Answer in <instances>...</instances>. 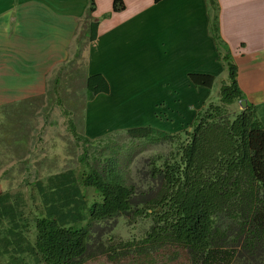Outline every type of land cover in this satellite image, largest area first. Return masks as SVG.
<instances>
[{
	"label": "trees",
	"instance_id": "1",
	"mask_svg": "<svg viewBox=\"0 0 264 264\" xmlns=\"http://www.w3.org/2000/svg\"><path fill=\"white\" fill-rule=\"evenodd\" d=\"M208 3L210 32L228 70L219 103L202 106L190 130L168 133L145 126L96 139L80 135L91 147L96 141L80 157L88 168L81 183L100 197L89 205L86 224L67 225L47 213L35 218L34 241L29 243L16 209L0 197V217L11 222L10 237L0 241L3 253L14 244L15 250L44 264H83L98 254L113 261L131 249L141 255L179 245L188 264H264V127L249 102L233 118L227 115L226 106L245 96L237 83V66L219 35L217 0ZM123 7V0H113V11ZM94 8V0H88V42L97 34ZM190 79L195 85L214 83V76L207 74H191ZM85 86L87 101L108 90L100 75L86 77ZM51 94L46 90L39 99ZM165 145V151L158 150ZM120 216L149 219L143 238L108 243L112 237L103 236Z\"/></svg>",
	"mask_w": 264,
	"mask_h": 264
},
{
	"label": "crops",
	"instance_id": "2",
	"mask_svg": "<svg viewBox=\"0 0 264 264\" xmlns=\"http://www.w3.org/2000/svg\"><path fill=\"white\" fill-rule=\"evenodd\" d=\"M123 2L113 11V0H94L97 34L85 49L86 77L100 75L108 90L87 101L84 135L145 126L190 130L196 112L228 81L209 28L208 0ZM217 4L219 35L237 66L238 86L264 127V0ZM87 6L88 0H0V107L43 92L46 77L68 56ZM191 74L212 75L214 83L195 85ZM55 176L38 183L43 215L83 225L93 200L70 171Z\"/></svg>",
	"mask_w": 264,
	"mask_h": 264
},
{
	"label": "rangeland",
	"instance_id": "3",
	"mask_svg": "<svg viewBox=\"0 0 264 264\" xmlns=\"http://www.w3.org/2000/svg\"><path fill=\"white\" fill-rule=\"evenodd\" d=\"M84 17L85 14L78 21L68 56L46 77L43 92L0 107V197L5 196V204L16 209L17 221L29 243L34 241L35 218L44 213L38 183L69 171L80 181L82 173L88 171L80 160L83 150L90 147V153L96 144L93 142L95 144L91 147L79 138L84 135L83 116L88 97L85 86L88 29ZM222 77L228 78L226 73ZM46 90L52 92L51 97L40 100ZM209 102L219 103V89L216 98ZM226 109L227 115L233 118L241 106L236 101ZM166 146L158 150L165 151ZM52 182L59 181L55 178ZM84 192L90 200L100 198L91 187L84 186ZM10 225L9 217H0V241L5 236L10 237L7 233ZM83 225L80 223L79 226ZM149 225L146 218L120 216L103 238L110 235L112 239L108 243L113 244L139 241ZM14 246L11 244L8 252L3 253V243L0 242V264H44L29 253L18 252ZM83 264H188V255L179 245H166L141 255L131 249L113 261L104 254H98Z\"/></svg>",
	"mask_w": 264,
	"mask_h": 264
},
{
	"label": "water",
	"instance_id": "4",
	"mask_svg": "<svg viewBox=\"0 0 264 264\" xmlns=\"http://www.w3.org/2000/svg\"><path fill=\"white\" fill-rule=\"evenodd\" d=\"M239 104L241 106V109L245 108V106H246V100L245 99L240 100L239 101Z\"/></svg>",
	"mask_w": 264,
	"mask_h": 264
}]
</instances>
